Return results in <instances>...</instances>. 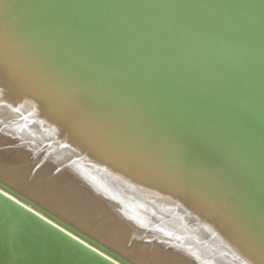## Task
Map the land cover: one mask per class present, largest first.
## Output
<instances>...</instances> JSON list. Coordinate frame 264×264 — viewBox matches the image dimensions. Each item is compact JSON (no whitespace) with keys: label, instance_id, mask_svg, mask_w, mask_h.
Returning a JSON list of instances; mask_svg holds the SVG:
<instances>
[{"label":"water","instance_id":"1","mask_svg":"<svg viewBox=\"0 0 264 264\" xmlns=\"http://www.w3.org/2000/svg\"><path fill=\"white\" fill-rule=\"evenodd\" d=\"M3 1L4 22L28 28L39 57L25 58L151 137L146 145L182 163L185 185L203 180L226 192H216L223 210L242 206L264 224V0H17L19 10ZM0 190L134 264L1 181ZM0 264L114 263L0 193Z\"/></svg>","mask_w":264,"mask_h":264},{"label":"bare ground","instance_id":"2","mask_svg":"<svg viewBox=\"0 0 264 264\" xmlns=\"http://www.w3.org/2000/svg\"><path fill=\"white\" fill-rule=\"evenodd\" d=\"M12 1L11 8L15 5L19 10L18 5H21V0H18V5L17 0ZM3 13L5 14V11L0 10V57L8 60L11 55L16 57L18 51H22L23 54L25 51L37 57L38 55L30 47L25 32H29L28 28L24 26L23 31L18 26L21 32L16 31L14 23L10 25L9 22H4ZM23 57L22 60H16L18 63H7L13 66L11 68L14 70L5 73L10 80L5 81L2 78L3 71H0V128L6 130L5 138L12 132L9 136L10 141L6 142L3 137L1 138V143L5 144L8 150L0 154L1 172L5 173L4 167L8 165L5 163L9 158L15 166L28 158H32L30 163L34 164L42 157L40 153L38 154V151H42L41 146H45L54 160L46 165V171L54 172L56 181L66 183L67 186L63 187L64 193H62L58 185H54V181L51 180V190L55 195L41 193L36 201L83 231L103 239L107 245L119 250L120 254L136 264H170L172 257L178 258L174 264H241L240 261L242 264H252L251 248L243 242L236 223L237 219L251 220L250 211L244 210L241 206L242 210L239 211V215L234 212L235 216L228 209L223 210L219 202L220 194L216 192L224 195L226 192L217 187L213 189L203 180L195 178L192 186L185 185L181 179V162L174 161L167 156V153L162 154L161 150L157 151V146L154 145L156 143L149 136L145 138L154 143L155 149L146 145L148 142L146 139L127 130L128 123L125 120H115L113 113L108 111L103 116L109 115L113 118L111 121L121 125L122 129L143 150L148 163L126 162L114 152L99 146L94 136L93 126L85 119V114L91 110L86 112L85 108L89 102V104L93 101H96L93 104L99 103L91 105L93 109L90 114L97 117L100 110L97 108V111L99 110L97 113L94 109L101 106L103 101L89 93L91 99L85 106L84 101L81 100L84 103L82 105L80 98L74 95V92L68 96L70 91H65L66 93L63 91L65 94L61 92L62 94L59 95L60 92L56 91L60 89L61 84L58 87L55 84L57 90L54 91L55 82H52L54 79L50 78L51 81L49 77L48 80L45 79L48 74L44 76L46 81L42 82L47 84L45 89L40 88L43 86L41 83L39 87L38 82L46 69ZM39 71H42L41 75ZM27 75L30 76L27 77ZM24 77L33 79L35 83L31 81L32 84L28 85L26 82H31L29 79H26V82L23 81ZM65 80L68 84L69 79ZM57 81L59 83L60 79ZM18 83L22 84L18 85ZM65 84L63 83V86ZM64 89L69 90L65 87ZM21 94L25 96L22 97ZM97 120L99 121V118ZM105 120L106 118L104 122ZM9 127H12V130H9ZM11 148L21 149V151L17 155H12ZM4 160L5 162H2ZM36 168L34 167L35 170ZM39 173H42L39 177H43V172L40 170L35 175L38 176ZM36 178L27 176L26 183L19 180L17 182L20 185L17 186L14 181L1 174V182L8 186L15 185L22 192L25 189L33 191L30 185ZM59 186L62 185L59 184ZM0 193L54 225L77 243L93 249L95 253L114 264H119L12 196L5 195L2 190ZM177 210L184 211V216L186 212L190 217L186 219L187 215L186 218H182L183 215L180 216V219L187 221L186 225L196 215V220L193 221L200 225L203 222L202 226L207 225V227L200 225L178 227L175 223L177 219L176 221L172 219L173 215L178 214ZM153 213L172 216H170L171 219H161L158 227L157 224L153 227L152 219L150 220ZM178 223L183 225L182 221ZM103 228L115 233L116 238L106 237ZM159 248L164 250L162 254H167L169 257L163 255L152 259ZM237 257L241 260L237 261Z\"/></svg>","mask_w":264,"mask_h":264},{"label":"rangeland","instance_id":"3","mask_svg":"<svg viewBox=\"0 0 264 264\" xmlns=\"http://www.w3.org/2000/svg\"><path fill=\"white\" fill-rule=\"evenodd\" d=\"M20 52V53H19ZM24 54H23V52L22 51H18V53H17V55H16V57H14L13 55H11V57H9V59L7 60V59H4V58H1L0 57V71H3L2 72V78L6 81L7 79L8 80H10L9 78H7L6 76H5V73H9V71H14V70H12V68L11 67H13V66H9L7 63L9 62L10 64L12 63V64H14V63H18V62H16V60H22L24 57ZM14 60V61H13ZM20 65V64H19ZM7 68H6V67ZM22 66H23V64L21 65V68H22ZM20 68V69H21ZM27 68V67H26ZM16 72V71H15ZM44 72V71H43ZM47 72V71H46ZM45 72V74L44 73H42V71L40 72L39 71V74L41 75V73H42V75L40 76V77H42L41 79H39V82H38V80H37V82H38V84H39V87L42 85L43 87H40V88H42V89H45V86L47 85L45 82V85H44V83H42L43 82V80H48L47 78L49 77L48 75H47V73ZM33 73V72H32ZM3 74H4V76H3ZM45 75H47V77L45 76ZM23 76V75H22ZM30 76V75H29ZM28 75H27V77H29ZM46 78H45V77ZM25 78V79H23V81H25L26 79L28 80L29 78ZM45 78V79H44ZM58 80L60 79V81H59V83H58V81H57V79L55 80H52V82L54 83V91H56L57 90V87H58V85L59 84H61V85H59V90L58 91H56L57 93L58 92H60V93H58L59 95H61L62 93H63V91L65 92H69L68 93V96L71 94V92L73 93V91L69 88V82H68V84H67V81H65V79L66 78H64V80H63V78L60 76L59 77V75L56 77ZM62 78V79H61ZM51 79H53V78H51ZM33 79H29V81L31 82ZM45 80V81H46ZM61 80H63V81H61ZM23 81H22V83H23ZM49 81H51L50 80V77H49ZM57 81V82H56ZM26 82V81H25ZM24 82V83H25ZM32 82H34V81H32ZM32 82L31 83H28V82H26L28 85L29 84H32ZM51 82V83H52ZM22 83H18V85H21ZM35 83V82H34ZM42 83V84H41ZM63 83H66L64 86H63ZM41 84V85H40ZM57 85V87H56V85ZM27 85V86H28ZM37 85V84H36ZM67 86V87H66ZM53 87V86H52ZM52 87H50V88H52ZM64 87L65 88H68L69 90H67V89H64ZM47 88V87H46ZM49 88V87H48ZM56 88V89H55ZM53 90V89H52ZM62 92V93H61ZM65 92V93H66ZM65 93H63V94H65ZM74 95H76L75 93H74ZM21 96L22 97H24L23 96V94H21ZM53 96H54V94H53ZM82 99H80V101H81ZM83 101H84V103H83ZM83 101H81V104L83 103L85 106H86V103L87 102H89V101H85V100H83ZM93 102H96V101H93ZM93 102H92V104H89V103H87V106L88 105H90V107L88 108L87 106H86V108H85V106H83L85 109H86V112L87 111H89V110H91L92 111V109L93 108H91V105H97V104H99V103H97V104H93ZM82 104V105H83ZM105 102H103V104H101V106L99 105V107L97 106V107H95L96 109H94V110H96L95 112H99V110H100V112L97 114L98 116L96 117V119H98L99 118V121H104V119L106 118V122H110L113 118L111 117V116H109V115H107L106 117L105 116H103L105 113H106V111H108L109 113H112L110 110H112V111H114L115 109L113 108V107H110L108 104H106ZM110 108H109V107ZM101 107V108H100ZM108 107V108H107ZM97 108L99 109L98 111H97ZM106 108V109H105ZM113 108V109H112ZM104 109H105V111H104ZM91 111L90 112H87L85 115H87V114H89V113H91ZM103 111V112H102ZM113 115V114H112ZM100 116V117H99ZM102 116V117H101ZM109 117H110V119H109ZM104 118V119H103ZM112 118V119H111ZM110 120V121H109ZM116 120V119H115ZM112 122V121H111ZM9 130H12V127H9L8 128ZM6 130L5 129H3V128H0V154L1 153H3V152H5V151H8L6 148H5V144H3V143H1L2 142V140H1V138L3 137V139L7 142L10 138H9V136H11V133L12 132H10L9 134H7V135H9V136H7V138H5L4 137V132H5ZM13 136V135H12ZM139 137V136H138ZM138 139V138H137ZM139 140H141L140 139V137H139ZM10 141V140H9ZM15 141H16V139H15ZM43 148V149H42ZM12 149V148H11ZM45 149V150H44ZM41 152H39L38 151V154L39 155H41L42 157H44V159L41 157L38 161H35V163L34 164H31L30 163V161H31V159L32 158H28V159H23V162L21 163V164H17L16 166H15V163L14 162H11L10 161V159L11 158H9V159H7V161H6V163L5 164H8V165H6L4 168H5V173H3V172H1V170H0V181H2V179H1V174H3L4 176H6V178L8 177V179H10V180H12V181H14V183L18 186V185H20L17 181H19V180H23L25 183H26V178H27V176H30L31 178L34 176V178L35 177H37L36 179H34L33 180V184L32 185H30L32 188H33V191L32 190H27V189H25L23 192L22 191H20L19 189H17L16 187H15V185L13 186L12 184H10L9 185V187H12V189H14L15 191H17L18 193H20L21 195H23V196H25L27 199H29V200H31V201H33V202H35L36 204H38V205H40L41 207H43L44 209H46L47 211H49L50 213H52V214H54V215H56L57 217H59L60 219H62V220H64L65 222H67V223H69V224H71L72 226H74L75 228H77L78 230H80V231H82L83 233H85V234H87V235H89L90 237H92L93 239H95V240H97L98 242H100L101 244H103L104 246H106L107 248H109V249H111L112 251H114V252H116L117 254H119V255H121V256H123L122 254H120L121 252H119V250H117V249H113V247H110L109 245H107L105 242H104V240L103 239H101V238H98V237H96V236H94V235H92V234H90V233H87V232H85V231H83L81 228H79V227H77V226H75L74 224H72V223H70L69 221H67V220H65L64 218H62V216H60V215H58L57 213H55V212H53V211H51L50 209H48V208H46L45 206H43V205H41L39 202H37L36 201V199H39L40 198V196H41V193L42 194H44V193H46V194H51L52 193V190H51V180H53L54 181V185H58V189L62 192V193H64L63 192V187L64 186H67L66 185V183H62V182H59L58 180L56 181V178H55V174H54V172H49V171H46V169H45V167H46V165L47 164H50L52 161H54L53 159H52V156L50 155V151H47L46 150V148H45V146H41ZM11 151V150H10ZM19 151H21V149H12V152H11V154L12 155H17V154H19ZM24 151H26V150H24ZM8 153H10V152H8ZM27 153V152H26ZM162 154H164V153H162ZM6 160V159H5ZM5 160L4 161H2V162H5ZM25 161V162H24ZM48 161V162H47ZM13 163V164H11V163ZM164 162V161H163ZM10 163V164H9ZM24 163H26V164H24ZM34 167H37L36 168V170L34 169ZM38 170H40V172H43V177H39L42 173H39L38 174V176L37 175H35L36 173H37V171ZM50 170V169H49ZM52 178V179H51ZM181 179H183L182 177H181ZM18 183V184H17ZM5 184V183H4ZM59 184H61L62 186H59ZM67 184H69V183H67ZM71 184V183H70ZM69 184V185H70ZM7 186H8V184H6ZM32 188H30V189H32ZM27 192V193H26ZM53 195H55V193H52ZM32 198V199H31ZM224 208V207H223ZM225 210H227V209H225ZM178 211V210H177ZM180 211V210H179ZM178 211V214L175 216V215H173L174 217H172V219H174L175 221H176V219H177V221L179 222V221H182V223H183V221H184V219L182 220V219H180L181 217L180 216H182L183 215V213H184V211L182 212H179ZM180 213V214H179ZM227 213V212H226ZM186 215H187V213L185 212V216L183 215L182 216V218L183 217H185L186 218ZM152 216V217H151ZM151 216H150V220H151V222H153L152 223V225L151 226H153V227H156V224H157V227H158V224H159V221L161 220V219H169L170 218V216H172V215H161V213L160 214H155V213H153V214H151ZM158 216V217H157ZM161 216V217H160ZM179 216V217H178ZM156 217V218H155ZM177 217V218H176ZM187 217H188V215H187ZM190 217H188V218H186V219H189ZM158 219V220H157ZM171 219V218H170ZM178 219H180V220H178ZM193 220H196V215H194L193 217H192V220H189L190 221V223L189 224H191V225H189V224H187L186 225V223H187V221L185 222L184 221V223H183V225L181 226L177 221L175 222L176 223V225L178 226V227H183L184 225H185V227H198V225H200V224H197V222H194ZM181 223V222H180ZM194 224H196V225H194ZM202 224H203V222H202ZM202 224L200 225L201 227H207V225H203L202 226ZM199 226V227H200ZM232 227H235V225H232ZM103 232L104 233H106V237H112L113 239L114 238H116V234L115 233H112V231L111 230H108L107 228H103ZM110 232H111V234H110ZM113 235V236H112ZM128 245H126V247H127ZM125 248V247H124ZM164 250L163 249H161V248H159V250L156 252V253H154L153 254V256H152V259H154L155 257H157V258H159L160 256H163V255H166L167 257H169L167 254H162V252H163ZM124 258H127V257H125V256H123ZM238 259H237V261H240L241 260V258L240 257H237ZM128 259V258H127ZM129 261H131L132 263H134V264H136L135 262H133L132 260H130V259H128ZM178 260V258H174V257H172L171 258V262H170V264H174V262L175 261H177ZM244 261V260H243ZM241 262V264H242V261H240ZM245 262V261H244ZM234 264V263H233Z\"/></svg>","mask_w":264,"mask_h":264},{"label":"snow or ice","instance_id":"4","mask_svg":"<svg viewBox=\"0 0 264 264\" xmlns=\"http://www.w3.org/2000/svg\"><path fill=\"white\" fill-rule=\"evenodd\" d=\"M7 7L3 0H0V10L6 12ZM85 119L93 126L94 136L99 146L114 152L126 162L148 163L143 150L118 122L98 121L90 113L85 116ZM236 223L243 242L251 248L252 264H264V224L257 225L240 219H237Z\"/></svg>","mask_w":264,"mask_h":264}]
</instances>
